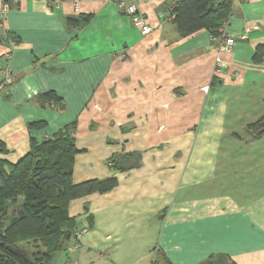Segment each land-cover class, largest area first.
Instances as JSON below:
<instances>
[{
    "label": "crops",
    "instance_id": "1",
    "mask_svg": "<svg viewBox=\"0 0 264 264\" xmlns=\"http://www.w3.org/2000/svg\"><path fill=\"white\" fill-rule=\"evenodd\" d=\"M117 1L20 0L0 27V159L16 164L33 138L75 123L74 183L118 180L70 202L80 248L56 264H264V135L248 129L264 116V0L233 3L231 52L205 29L181 38L176 0H127L146 36ZM49 92L64 107H38ZM136 152L138 166L111 167Z\"/></svg>",
    "mask_w": 264,
    "mask_h": 264
},
{
    "label": "trees",
    "instance_id": "2",
    "mask_svg": "<svg viewBox=\"0 0 264 264\" xmlns=\"http://www.w3.org/2000/svg\"><path fill=\"white\" fill-rule=\"evenodd\" d=\"M234 0H176L170 10L175 14L177 33L185 38L200 30L219 34V27L230 17ZM90 17L73 18L69 24L85 26ZM261 61V56L258 54ZM42 109L64 107L54 92L38 95ZM45 122L32 123L35 131ZM73 123L42 141L32 139L29 154L16 164L0 159V264H52L54 258L67 250L75 236L76 221L68 212L70 202L92 193L112 191L118 180L92 179L76 184L73 181L75 157L79 153L72 131ZM248 129L256 138L264 135V116ZM8 152L0 140V153ZM141 154L116 156L111 161L115 170L126 171L138 166ZM156 257L154 264H170ZM226 256L210 258L206 264H229Z\"/></svg>",
    "mask_w": 264,
    "mask_h": 264
},
{
    "label": "built area",
    "instance_id": "3",
    "mask_svg": "<svg viewBox=\"0 0 264 264\" xmlns=\"http://www.w3.org/2000/svg\"><path fill=\"white\" fill-rule=\"evenodd\" d=\"M19 1L20 0H0V27L5 24L8 13L10 12L12 5ZM235 1L238 0H234V2ZM243 1H249V0H243ZM117 6L119 10H121L131 18L134 26L139 28L142 35L146 36L151 32H153L154 30L153 26L149 23L145 15L139 11L137 5L130 4L127 0H119L117 1ZM75 11H79L78 4L75 5ZM167 19L169 21H173L175 19V14H172L170 11V14L167 17ZM228 23H229V18L226 19L219 27L218 29L220 34L219 37L212 35L211 41L221 42L220 44L221 51L231 52L236 44V39L235 37L229 36L227 34L226 29ZM10 57L11 56L8 55L7 59H10ZM215 64L217 69L225 68V63L220 57H217ZM12 81H13V76L10 74L8 70H6L5 82L7 84H10L12 83ZM82 234H83L82 231L75 233L76 240L67 247L68 252H74L80 248L79 238L82 236Z\"/></svg>",
    "mask_w": 264,
    "mask_h": 264
},
{
    "label": "rangeland",
    "instance_id": "4",
    "mask_svg": "<svg viewBox=\"0 0 264 264\" xmlns=\"http://www.w3.org/2000/svg\"><path fill=\"white\" fill-rule=\"evenodd\" d=\"M57 258H58V257H56V258L54 259V261H53L52 264H56V262L58 261Z\"/></svg>",
    "mask_w": 264,
    "mask_h": 264
}]
</instances>
